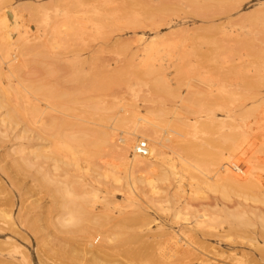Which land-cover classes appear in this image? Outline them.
<instances>
[{
  "label": "rangeland",
  "instance_id": "374dc122",
  "mask_svg": "<svg viewBox=\"0 0 264 264\" xmlns=\"http://www.w3.org/2000/svg\"><path fill=\"white\" fill-rule=\"evenodd\" d=\"M198 88L203 121L178 138L174 107ZM34 89L53 93L45 98ZM32 103L38 115H25ZM50 122L57 129L49 133L43 125ZM228 132L240 134L238 147L220 138ZM100 135L109 146L72 139ZM226 159L230 167L258 168L255 181L262 183L247 194L230 188L229 198L212 191L208 182L214 185ZM263 174L264 0H0V264L129 263L117 240L86 236L74 225V214L55 196L59 188L88 200L91 215L82 226L105 214L145 213L152 223L139 229V247L176 233L158 253L187 244L172 213L189 192L192 209L217 199L234 206L236 233L205 243L204 263L264 264V221L253 216L250 227L234 228L237 207L264 212V202L255 200L264 199ZM93 242L111 256L95 260Z\"/></svg>",
  "mask_w": 264,
  "mask_h": 264
},
{
  "label": "bare ground",
  "instance_id": "6f19581e",
  "mask_svg": "<svg viewBox=\"0 0 264 264\" xmlns=\"http://www.w3.org/2000/svg\"><path fill=\"white\" fill-rule=\"evenodd\" d=\"M39 49L40 48H35L34 50H32V49L28 48L27 51H29V52L33 51V52L38 53ZM196 82L198 83V81H195V83ZM199 83L202 84L203 82L200 81ZM200 84H198V85L196 84V85L200 87ZM204 85H206V83H204ZM207 86L208 85H206V87ZM193 87H192V89H194ZM211 87H208L207 89L209 90V88H211ZM207 89L205 88V90H207ZM214 89H215V87H214ZM33 91L36 94H41L45 98H51L52 93H53L52 90H44V89H42V90L34 89ZM200 91L198 88V90L196 89V91L194 90V92L191 91L189 95L184 96L185 95L184 94L180 98H178L179 102L174 107V115H173L174 124H172L173 126H175V127H173V128H175V130H172V131H174L175 136L178 138L182 139V138H185L186 135L188 136L189 135L188 133L190 132V131L188 132V130L195 128L196 125H198L199 123H201V121H203V120H201L203 111L201 110L202 100L199 97V95H201ZM209 92L212 94L211 90ZM219 92L221 94L220 90H219ZM204 93H206V92H204ZM213 94H215V93H213ZM213 94H212V97H214ZM227 94H228V92L225 93L224 96L227 98V101H228V99H230V98L227 96ZM178 96H176V97H178ZM202 96H205V95H202ZM207 96L211 97V95L210 96L207 95ZM216 96H218V93H216ZM221 97H222V95H221ZM223 97H222V100L224 99L226 101V98L225 97L223 98ZM74 99L75 98H73L72 101ZM218 99H219V96H218ZM37 101H38V99H37ZM216 101H217V99H216ZM22 110L23 111H21V108H20V111L18 110V112H19L20 116L23 117L21 112H24L25 108ZM29 111L38 115V113L40 111L39 105L38 104L34 105L32 103V106L30 107V109L28 108V111L25 112V115L27 114V112L29 113ZM31 112L29 114H31ZM244 112L245 111H243V113H242L243 117H244V115L247 116L246 114H244ZM14 113H17V110ZM13 114L10 112V114L8 113V116L12 119L14 117L16 118V116H18L16 114H14L15 116H12ZM229 115H232V114L229 113ZM229 115H228V117H229ZM236 115L239 116L238 113ZM20 116H18V118H20ZM15 118L13 120H15ZM206 119L212 123H216V120H217V119H215V114H212V113L207 114ZM173 121H171V123H173ZM205 122H203V123H205ZM208 122H207V125L210 124V123L208 124ZM248 122H249V120H248ZM233 125H235V124H233ZM254 125H252V126H254ZM43 128L48 130V132L50 133V132H53L55 129H57V124H55L54 122H50V124H48L47 126H46V124H44ZM233 128H235V127L233 126ZM152 131H154V130L152 129ZM230 134H231L230 132L222 134L220 138L223 139L224 143L230 144L229 146L233 149V148H235V146H237L236 144L238 143V138H239L240 134L238 135V134H235L234 132H233V134H235V135H233V134L230 135ZM236 135H238V137ZM173 138H175V137H173ZM72 139H74L75 141H78L79 144H81V145H93L96 148H100L102 145L109 146L111 143V140L107 136L104 137L102 135L97 136L94 139L89 138L88 136L87 137L86 136H72ZM174 142H176V141H174ZM114 145H115L114 149H118V145L117 144H114ZM141 149H143V148H141ZM259 149L260 150H258V151H263V150H261V148H259ZM120 151L122 152L124 157L128 154V148L121 149ZM144 151L147 152L149 150L144 149ZM159 155H161V154H159ZM137 161L142 162L143 160L140 158V156H138ZM226 161H227V163L224 164V168L221 166L223 169L221 168L222 170L220 172L218 171L219 173L217 174L216 178L212 181V182H215L214 185L216 184V182H218V180H222L223 183H220V181H219V183H218L219 185L217 184L214 186L208 182L209 188L212 191L213 190L219 191V192L221 191L220 193L222 195H224L223 197H227V198H229V195L231 193L230 188L236 189L237 192L239 190H241V191L250 190L251 188H252L251 190L255 191L254 190L255 187L252 185H254V183L260 184V182H261L260 180H259L260 181L259 183H257L255 181L256 180L255 178H258L256 176L259 175L258 174L259 172H255L254 169L256 170L258 168L250 166L248 168V170H244L243 167L242 168L238 167L239 165L236 166L237 164L236 165L234 164L235 167H230V162L227 159H226ZM250 161H252V160L250 159ZM245 163H247V161ZM255 173H257V175H255ZM166 177H167V175L163 176V178H166ZM243 182H244V184H243ZM210 186H212V187H210ZM253 187H254V189H253ZM234 192H235V190H234ZM233 193H231V194H233ZM239 193H241V192H239ZM244 193L247 194V192H244ZM249 193H250V191H249ZM153 194L154 195L159 194V192H157V189L155 190V192H153ZM189 194H188V196L190 198H185L181 204L174 206V208H173L174 211L172 213L173 214V216H172L173 221L176 223L179 222L180 224H183L182 230L186 236L185 241L187 244H185V245H179V244L174 245L173 244L174 246H172V248H170L171 249L170 253H164V252L158 253L157 249L161 248V246H159L161 244L160 242L169 243V242L173 241V239H175V238L177 240V236H176V233H174V232L162 233L161 236L160 235L158 236L160 238V240H159V242L156 243V245L148 246L147 248L139 247L138 243L140 241H142V237H141L139 229L148 227L152 223L145 213L137 214V215H130V216H122L118 219H116L111 214H105L102 219L95 221V222L92 221L91 223H89V225H86V226L83 225L82 226L83 221L88 219V217H90V215H91L90 213L87 214V211H85V208L88 204V200L85 198L79 199L74 195L73 192H70L68 190H64L62 188L55 190L56 198H59L61 201V208H63V209L67 208V210L72 211V213L74 214L72 217V219L74 220V225L78 226L80 228V230H83L85 232L86 236L89 235V237H90L92 232H97L99 235L105 234L106 239L108 238V239L117 240L118 244L122 248H124V250H123L124 254H122L121 256L122 257H123V255L126 256V257L125 256L124 257L129 261L128 264H140V263L143 264L144 259H145V264H147L148 262L150 264H153V262H156L159 258H163L164 260H165V258L167 259V260H165L166 263L162 262L163 261V259H162L161 262L163 264H187L189 261H192V262L194 261L195 264H205L204 263L206 261L205 260V254L203 253V251H201L202 249H206V248H204L205 243L209 242L212 238H219V239L225 240V238L227 237V235H225V234L230 233L229 230L231 231V233H232V231L234 232V230H231V229H233V227H231L232 224L230 225V210L234 206L232 208H228L220 199L221 200L220 202H222L221 204H223V207H221V206H219L218 200L213 198L212 203L209 204V206H207V207L201 206V208L192 209V205H191L192 197L191 196H193L192 194H194V193L189 192ZM262 198H264V197H262ZM178 199H181V198H178ZM218 199H219V197H218ZM255 200H257V201L259 200L258 203L264 202V199H261V197L259 198V196ZM154 202H156V204H159L160 200H158V198H155ZM234 204H235V202H234ZM237 204L238 203H236V205ZM242 204H244V206H247L246 203L242 202ZM261 204H264V203H261ZM238 206H240V205H238ZM252 207L251 208H249V206L248 207H240V208L237 207L238 210L237 209L236 210L238 212L236 211L237 215L236 216L234 215L235 220L233 219L234 222H236L235 227H234L235 229L240 230V229H242V227L245 228L249 224L251 225V218L253 216H255L254 218H256V219L259 218V219L264 221V212L257 211V210L255 211L254 208H252ZM258 207H256V209ZM262 208L264 209V207H262ZM232 210H235V209H232ZM256 221H258V219ZM224 223L228 224L229 229L224 228L222 226V225H224ZM259 224H260V222H259ZM250 225H249V227H250ZM253 225L251 226V228L253 227ZM107 226H110L109 229H106ZM261 226H263V224H261ZM230 227H231V229H230ZM246 230L247 229H245V231ZM248 232H249V230H248ZM234 233H236V232H234ZM261 233H263V232H261ZM250 234H251L252 238H255V239L258 238L256 233L252 234V232H251ZM175 241H173V243ZM163 245L165 246V243ZM163 245H162V248H163ZM89 247L90 248L93 247V249L89 250V251L94 256V259L97 260L98 262H99V259L103 255H104L103 257L106 256V258L111 256V253L104 246L94 247V242H93V243H89ZM205 247H207V246H205ZM109 248H111V247H109ZM117 248H118V246H117ZM117 248L115 247L113 250H115ZM160 250H164V249H160ZM263 251H264V249L262 250V253H260L262 259H264V252ZM146 260H147V263H146ZM124 262H125V260H124ZM247 264H249V263H247Z\"/></svg>",
  "mask_w": 264,
  "mask_h": 264
}]
</instances>
